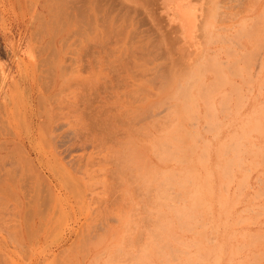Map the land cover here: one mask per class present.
Wrapping results in <instances>:
<instances>
[{"label": "rangeland", "instance_id": "1", "mask_svg": "<svg viewBox=\"0 0 264 264\" xmlns=\"http://www.w3.org/2000/svg\"><path fill=\"white\" fill-rule=\"evenodd\" d=\"M0 264H264V0H0Z\"/></svg>", "mask_w": 264, "mask_h": 264}, {"label": "bare ground", "instance_id": "2", "mask_svg": "<svg viewBox=\"0 0 264 264\" xmlns=\"http://www.w3.org/2000/svg\"><path fill=\"white\" fill-rule=\"evenodd\" d=\"M173 2V1H172ZM189 3H190V1H188ZM200 2V1H199ZM204 3V2H203ZM173 4V3H172ZM191 4V3H190ZM169 4H167V6H168ZM181 5H184V4H176L175 3V5L172 7L173 8V12L175 13V16H174V19L177 17V19L176 20H178L179 21V27L181 26L182 28H187V29H189L190 28V24H192L193 23V25H194V27H195V16H194V14H193V12H191L192 10L189 8V7H187V6H181ZM167 6H166V8H167ZM170 6V5H169ZM175 7V8H174ZM196 9H198V8H196ZM200 9V8H199ZM211 12V11H210ZM170 13H171V11H170ZM199 18V17H198ZM173 21V20H172ZM202 21V20H201ZM177 22V21H176ZM182 28H180V29H182ZM186 29V31H188ZM194 29V28H193ZM191 30V29H190ZM195 30V29H194ZM175 31V30H174ZM182 31V30H181ZM177 32H178V30H177ZM189 33V32H188ZM176 35V34H175ZM173 36H174V34H173ZM187 36H188V34H187ZM191 40V39H190ZM182 41V40H181ZM186 41V40H185ZM176 42V41H175ZM177 43V42H176ZM183 43V42H182ZM179 44V43H178ZM180 45V44H179ZM200 45V44H199ZM181 46V45H180ZM201 46V45H200ZM182 47V46H181ZM186 47V46H185ZM176 48V47H175ZM179 50V49H178ZM180 51V50H179ZM196 52V51H195ZM210 62V65L212 64V65H214L213 63H212V61L211 60H209ZM214 63L216 62V61H213ZM203 69H204V67H203ZM200 70V69H199ZM37 213V212H36Z\"/></svg>", "mask_w": 264, "mask_h": 264}]
</instances>
